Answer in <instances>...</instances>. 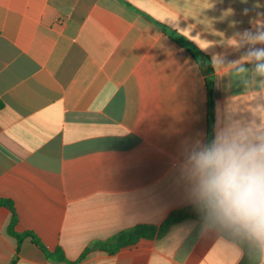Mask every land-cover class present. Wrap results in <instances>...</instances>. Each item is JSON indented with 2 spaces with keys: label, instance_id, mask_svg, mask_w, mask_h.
Listing matches in <instances>:
<instances>
[{
  "label": "crops",
  "instance_id": "0c3cea01",
  "mask_svg": "<svg viewBox=\"0 0 264 264\" xmlns=\"http://www.w3.org/2000/svg\"><path fill=\"white\" fill-rule=\"evenodd\" d=\"M264 0H0V264H240L244 249L187 218L111 255L137 226L194 206L173 170L180 142L258 112L264 83L213 66ZM208 49H202L204 42ZM262 45H257L260 47ZM258 264H264V251Z\"/></svg>",
  "mask_w": 264,
  "mask_h": 264
},
{
  "label": "clouds",
  "instance_id": "9594fccd",
  "mask_svg": "<svg viewBox=\"0 0 264 264\" xmlns=\"http://www.w3.org/2000/svg\"><path fill=\"white\" fill-rule=\"evenodd\" d=\"M229 41V47L244 50L240 59L227 61L215 54L214 68L236 65L246 81L257 82L259 92L264 83V26L236 32ZM201 42L202 49L209 48L208 42ZM257 108L224 123L211 140L203 132L183 139L172 166L207 227L264 251V104Z\"/></svg>",
  "mask_w": 264,
  "mask_h": 264
},
{
  "label": "trees",
  "instance_id": "16d2710c",
  "mask_svg": "<svg viewBox=\"0 0 264 264\" xmlns=\"http://www.w3.org/2000/svg\"><path fill=\"white\" fill-rule=\"evenodd\" d=\"M2 105L0 104V109ZM213 123H214V105L212 100L209 104V132H208V140L213 138ZM0 206L8 209L11 212V221L8 226L7 232L8 235L14 238L17 241L18 251L23 240L27 237H31L33 243L41 249L48 260L56 261V262H67V259L64 256V253L61 249H57L54 252L49 251L47 248L43 246V244L39 241V239L31 233H24L18 234L15 231V226L17 224V216L14 212L12 202L10 201H0ZM187 218H193L199 221H203L201 213L196 209L195 206L188 207L181 211L174 212L164 223V225L158 230L155 226H137L131 230L123 231L112 239L105 241V242H97L94 243L91 247L85 250L83 255L81 256L80 260H83L87 254L91 251H101L108 254H115L122 248L132 246L138 243L142 239H149L153 238L159 231H164L168 227L172 226L173 224L180 222ZM221 232L222 236L229 241L235 242L240 245L244 251L245 256L240 264H258L262 257V251L257 250L253 247H250L246 242L240 240L233 234L218 230ZM12 264H15L14 262Z\"/></svg>",
  "mask_w": 264,
  "mask_h": 264
}]
</instances>
